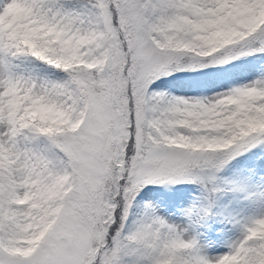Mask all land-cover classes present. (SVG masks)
Masks as SVG:
<instances>
[{"label":"snow or ice","instance_id":"1","mask_svg":"<svg viewBox=\"0 0 264 264\" xmlns=\"http://www.w3.org/2000/svg\"><path fill=\"white\" fill-rule=\"evenodd\" d=\"M0 264H264V0H0Z\"/></svg>","mask_w":264,"mask_h":264}]
</instances>
